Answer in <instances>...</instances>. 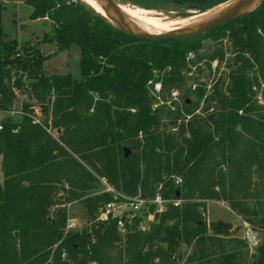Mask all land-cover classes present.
Masks as SVG:
<instances>
[{
  "label": "trees",
  "instance_id": "16d2710c",
  "mask_svg": "<svg viewBox=\"0 0 264 264\" xmlns=\"http://www.w3.org/2000/svg\"><path fill=\"white\" fill-rule=\"evenodd\" d=\"M23 1L32 20L50 22L48 42L57 51L78 48L81 77L45 75L48 56L38 47L0 40V113L14 112L24 97L22 112L37 109L41 126L58 132L52 138L26 115L1 123L0 264H176L182 245H193L188 262L241 264L249 257L246 264H264V89L262 105L257 96L264 85V0L203 34L230 45L232 70L206 97L205 116L193 118L196 107L186 101L166 114L171 130L153 108L152 89L159 82L180 87L186 46L199 36L141 40L82 0ZM129 1L144 9L162 2L208 9L228 0ZM100 179L128 198L183 203L154 214L147 230L136 219L122 238L115 220L95 216L114 201L98 194ZM207 201L226 203L263 235L251 255L230 224L205 223L198 210ZM73 203L82 205L87 226L65 232ZM213 241L218 251L206 248Z\"/></svg>",
  "mask_w": 264,
  "mask_h": 264
},
{
  "label": "rangeland",
  "instance_id": "374dc122",
  "mask_svg": "<svg viewBox=\"0 0 264 264\" xmlns=\"http://www.w3.org/2000/svg\"><path fill=\"white\" fill-rule=\"evenodd\" d=\"M114 2L120 6L152 11L154 13L161 14L163 16L162 18H166L168 20L188 18L193 16V14H201L226 3L223 2L212 8L201 9L200 7L194 5L180 4L176 2H162L155 4L151 9H144L133 5L129 0L125 2L122 0H114ZM30 14L31 10L23 2V0H0V35H2L3 39L6 41L15 40L18 43H30L32 44L31 46L38 47L43 55L48 56L42 66L46 75L59 73L69 74L73 79L79 80L81 77V69L80 53L78 48L75 45H72L67 50L57 51L55 45L49 44L48 42V38L51 36L52 32L50 22L47 20H32L30 18ZM197 40H199V42H197ZM189 46L191 51L186 54V67L181 70L183 82L180 87L177 89H169L167 87L163 88L161 82H159L154 84L151 93L153 97V108L163 112L161 116L162 123L165 126L167 125V128L170 130L171 126L168 123L169 119L166 114H175L178 109L182 108L183 101L188 100L189 105L196 107L193 118L205 116L206 113L203 109H205L207 105L205 102L206 97L210 95L215 84L218 88H220L219 81L229 75L232 70L233 55L229 44L224 42L220 45L218 41H213L210 38L200 35L198 39H191L189 41V45L186 47ZM173 47L174 46L172 44L160 45V48L167 50H171ZM218 49L221 50L218 52ZM211 56H215V59L209 61ZM166 72H169V69H167ZM161 76L163 77V75ZM226 83L227 82H225V84ZM263 89L264 85L261 87L259 94L257 95L261 105L263 104V98H261ZM200 93H202L203 96L199 100L198 95ZM185 95H187V97H184ZM24 102H27L24 97L17 99L14 104V110H22ZM211 105H213V103ZM210 112L211 110L209 113ZM7 120L18 121L20 120V116L18 114H14L5 118L2 114H0V124ZM100 183L102 188H99L100 191L98 194L105 192L115 195V190L107 192V187L101 181ZM109 187L111 188V186ZM218 203H220V205ZM221 204V202L217 201H207L204 203L203 207L199 208L198 211L201 213L202 219L207 225L211 222H218V206H221ZM152 206L154 209L153 213L150 212ZM66 208V223L68 220H75V227L68 231L65 227V232H80L85 226H87L82 205L73 203L68 205ZM223 208H227V205L224 204ZM154 214H160L157 211V207L154 205L144 207L141 212L137 213V215L140 216L138 219H140L143 223L142 227L144 230H147L149 225L152 223ZM231 227L237 230L235 235L236 237H243V232L245 230L244 222L239 221L238 224L234 223ZM257 238L259 240H263V235H257ZM212 243L213 244L211 246L208 245L206 248L211 251H218V241H213ZM192 252L193 245H182L177 251L181 259L176 264H206L199 263L196 260L188 262L189 258L192 256ZM248 260L249 257H246L241 264H246Z\"/></svg>",
  "mask_w": 264,
  "mask_h": 264
},
{
  "label": "built area",
  "instance_id": "2783aa9c",
  "mask_svg": "<svg viewBox=\"0 0 264 264\" xmlns=\"http://www.w3.org/2000/svg\"><path fill=\"white\" fill-rule=\"evenodd\" d=\"M8 114H18L21 117L27 116L31 119L32 123L38 126H41V121L39 118V111L37 109L34 110L31 114H25L22 112V110L10 112ZM42 127V126H41ZM46 133H48L50 136H52L54 139H56L57 131L52 130L50 128L46 129L42 127ZM0 125V130H1ZM107 188L106 191H114L112 188H110L104 179L100 180ZM182 179L181 178H174V185L175 187H180L182 185ZM114 201L109 202L104 205V207L101 210H104L105 213L99 218L106 220L108 217L115 220L116 222V229L118 234L124 238L128 232H131L132 224L138 217V212L142 211V208L148 207L149 205H154L157 207L158 213H163L166 210L167 205H171L174 208H179L181 204L183 203L180 199H162L160 195H157L153 200H145L140 199L138 197L135 198H128L123 195L118 194L117 192H114ZM100 210V211H101ZM245 224V230L243 232V239L250 250V253H252L253 249L257 247L258 245V238L257 234L251 230V228ZM127 225L129 226L127 228ZM143 223L140 222L138 224L139 228H142ZM75 227V220H68L66 223V230H72Z\"/></svg>",
  "mask_w": 264,
  "mask_h": 264
},
{
  "label": "bare ground",
  "instance_id": "6f19581e",
  "mask_svg": "<svg viewBox=\"0 0 264 264\" xmlns=\"http://www.w3.org/2000/svg\"><path fill=\"white\" fill-rule=\"evenodd\" d=\"M82 1L100 16L106 17L110 20L114 17L113 13L107 11L104 3L100 0ZM236 2L237 0H230L207 12L195 15L193 14V16L191 17L179 20H168L166 18H162L163 16L161 14L139 8L120 6V10L122 12L125 22L130 25L134 30L147 35L159 36L176 32L179 30L202 26L227 11ZM257 4V2L254 3L247 9V11L253 10L257 6Z\"/></svg>",
  "mask_w": 264,
  "mask_h": 264
},
{
  "label": "water",
  "instance_id": "95a60500",
  "mask_svg": "<svg viewBox=\"0 0 264 264\" xmlns=\"http://www.w3.org/2000/svg\"><path fill=\"white\" fill-rule=\"evenodd\" d=\"M104 3L105 8L107 11L112 12L114 17L110 20L106 17H103L108 23H110L114 28L121 31L122 33L141 40H148V41H157V40H169V39H182V38H191L195 36H200L205 34L206 32L213 30L216 27L222 26L226 24L227 22H230L246 13H249L253 11L256 7L259 6V4L263 0H237V2L231 6L227 11L219 15L218 17L210 20L206 24L202 26H198L195 28L185 29V30H179L176 32L154 36V35H147L144 33H141L139 31L134 30L130 25H128L124 17L122 15V12L120 10V5L114 2V0H100ZM230 1V0H229ZM258 3L257 6L251 10L247 11V9L252 6L254 3ZM186 103H188V100H186ZM130 154L129 149L125 148L123 149V158H127ZM178 196V194H177ZM105 213L104 210H101L96 213V218L99 219L103 214ZM164 248L166 245H162Z\"/></svg>",
  "mask_w": 264,
  "mask_h": 264
},
{
  "label": "crops",
  "instance_id": "0c3cea01",
  "mask_svg": "<svg viewBox=\"0 0 264 264\" xmlns=\"http://www.w3.org/2000/svg\"><path fill=\"white\" fill-rule=\"evenodd\" d=\"M24 2V1H23ZM0 40H4L2 35H0ZM56 47V46H55ZM44 74L46 75L45 71L43 70ZM47 75H65V74H47ZM22 97H19L18 99H21ZM25 101V100H24ZM25 103V102H24ZM1 114V113H0ZM5 118L9 117V115H14V114H2ZM1 125V124H0ZM1 160V158H0ZM221 206H218V221H221V222H224V223H227V224H234V223H239L240 222H243L241 220V218L239 216H237L235 213H233L227 206V208H223L224 202H221ZM220 205V203H218ZM227 205V204H226ZM235 230V229H233ZM232 230V232H233ZM236 234V233H235Z\"/></svg>",
  "mask_w": 264,
  "mask_h": 264
}]
</instances>
